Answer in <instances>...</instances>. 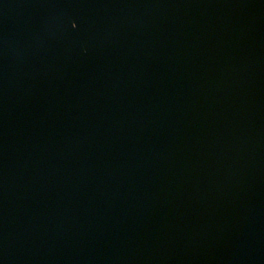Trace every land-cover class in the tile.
Returning a JSON list of instances; mask_svg holds the SVG:
<instances>
[{"label": "water", "instance_id": "1", "mask_svg": "<svg viewBox=\"0 0 264 264\" xmlns=\"http://www.w3.org/2000/svg\"><path fill=\"white\" fill-rule=\"evenodd\" d=\"M0 264H264V0H0Z\"/></svg>", "mask_w": 264, "mask_h": 264}, {"label": "snow or ice", "instance_id": "2", "mask_svg": "<svg viewBox=\"0 0 264 264\" xmlns=\"http://www.w3.org/2000/svg\"><path fill=\"white\" fill-rule=\"evenodd\" d=\"M73 27H75V25H73Z\"/></svg>", "mask_w": 264, "mask_h": 264}]
</instances>
